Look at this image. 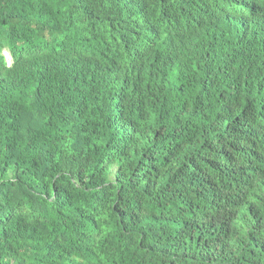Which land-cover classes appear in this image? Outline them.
<instances>
[{"label":"trees","instance_id":"trees-1","mask_svg":"<svg viewBox=\"0 0 264 264\" xmlns=\"http://www.w3.org/2000/svg\"><path fill=\"white\" fill-rule=\"evenodd\" d=\"M244 6L0 0V264H264Z\"/></svg>","mask_w":264,"mask_h":264},{"label":"clouds","instance_id":"clouds-1","mask_svg":"<svg viewBox=\"0 0 264 264\" xmlns=\"http://www.w3.org/2000/svg\"><path fill=\"white\" fill-rule=\"evenodd\" d=\"M253 10V8L249 7H242L241 14L244 16V25L248 28V30L259 37L260 39L264 40V19L262 21L256 19L254 16L251 15L250 11ZM222 25L226 28V32L222 33L228 36L229 43L232 41V34L230 28L227 26V24L222 20ZM221 33V32H220ZM5 56V55H4Z\"/></svg>","mask_w":264,"mask_h":264},{"label":"rangeland","instance_id":"rangeland-1","mask_svg":"<svg viewBox=\"0 0 264 264\" xmlns=\"http://www.w3.org/2000/svg\"><path fill=\"white\" fill-rule=\"evenodd\" d=\"M5 58L7 60L8 63L11 62L10 56L8 55V53L4 52Z\"/></svg>","mask_w":264,"mask_h":264},{"label":"bare ground","instance_id":"bare-ground-1","mask_svg":"<svg viewBox=\"0 0 264 264\" xmlns=\"http://www.w3.org/2000/svg\"><path fill=\"white\" fill-rule=\"evenodd\" d=\"M240 82V81H239Z\"/></svg>","mask_w":264,"mask_h":264}]
</instances>
